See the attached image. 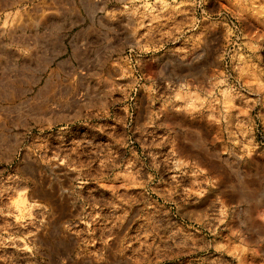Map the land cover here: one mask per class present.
<instances>
[{
    "label": "rangeland",
    "instance_id": "1",
    "mask_svg": "<svg viewBox=\"0 0 264 264\" xmlns=\"http://www.w3.org/2000/svg\"><path fill=\"white\" fill-rule=\"evenodd\" d=\"M148 1L0 0V264H264V0H207L196 34ZM220 10L243 27L249 95L219 87ZM177 32L181 59L210 51L196 85L167 77ZM132 45L150 59L129 127Z\"/></svg>",
    "mask_w": 264,
    "mask_h": 264
},
{
    "label": "built area",
    "instance_id": "2",
    "mask_svg": "<svg viewBox=\"0 0 264 264\" xmlns=\"http://www.w3.org/2000/svg\"><path fill=\"white\" fill-rule=\"evenodd\" d=\"M194 5L198 13V21L207 14L205 7L207 0H194ZM215 19L223 20L228 29L226 44L223 48V65L221 71L223 73V84L220 85L222 89L233 92L239 96H245L251 94L250 89L244 83L240 75L241 60L238 59V52L241 50L244 42V31L239 19L227 10L217 11ZM149 51H145L137 47L136 45L128 46L122 53V60L125 62L128 70L129 79L125 90L126 110L125 116L127 126H131L133 116L136 107V96L142 85L145 84L147 79V73L145 71L146 62L150 59L148 55ZM166 86L173 91L179 87L176 83L164 82ZM214 88V93H216ZM238 132V131H235ZM260 133V131H259Z\"/></svg>",
    "mask_w": 264,
    "mask_h": 264
},
{
    "label": "crops",
    "instance_id": "3",
    "mask_svg": "<svg viewBox=\"0 0 264 264\" xmlns=\"http://www.w3.org/2000/svg\"><path fill=\"white\" fill-rule=\"evenodd\" d=\"M231 1V0H229ZM157 0H150L148 1L149 5L147 7V13H154L155 15L158 14V12H160L163 7H167V13L165 16H167V22H169L170 24L174 25H185L187 23H189V20L192 23L191 26V34H196V32H193L198 24V13L196 10V7L194 5V0H191L192 4L191 5H187V4H183L186 3L187 0H165V2L167 4H163V2H159ZM212 2L214 3V8L213 9H217L220 7V2L219 0H212ZM162 4V5H161ZM139 5H144L143 3H140ZM183 11H185V13H183ZM188 11V12H187ZM124 31V29L120 28L117 29V32H119L122 34ZM172 32H175V30L172 28L171 30ZM176 35L172 36L170 40V52H168V55L166 56L165 59V65H166V71H167V77H169L172 81H178V80H191L193 81V83L196 85L198 84V79L200 78L201 75V69L203 68V62L205 60V58L209 55L210 51L206 48V51L204 52V54L201 56H198L197 58L194 57L192 59H181L180 55L181 52H179L182 48H183V44H185V39L187 38V35L185 34V39L184 38V33L181 32H177L175 33ZM180 36L182 37L180 39L181 43L180 45H174L175 43H177L176 41L180 38ZM190 41H192V43H194L195 41H193V39H191ZM192 43H190V45H193ZM187 46V45H186ZM187 48H189V46H187ZM174 49H179L178 51H175ZM94 94L93 91L91 90H87L86 94H85V98L81 101L83 102L81 105H83V107H87V106H93L96 105V102L93 101L94 100ZM226 99L229 97V95L227 94V96H224ZM93 98V99H92ZM191 100V97L188 98V101ZM76 102L79 101H75L73 100L71 102V100H68L67 104H68V113L67 115H72V114H76L78 112V110H76L75 104ZM187 124H186V133L188 135H195V137H197L198 135H200V133H202V128L201 125L197 122H195L191 117H184ZM198 138V137H197ZM193 138H188L187 137V143L189 144H193L195 146L199 145V140H192ZM197 162H199L197 160ZM39 186V185H38ZM41 186H43L44 191L46 190H50L49 186H46V184L41 183ZM240 187L243 188V190L240 189ZM240 193L241 195H245L248 191L247 187L244 186V184L242 186H240ZM68 192V190H67ZM65 192V190H63V193H67ZM263 192V191H262ZM264 193V192H263ZM71 206H74L75 210H77L79 208V204L77 203L76 200L71 201ZM70 205V204H69ZM71 206L68 207V212H70V208ZM73 209V208H71ZM74 210V209H73ZM76 214H79L78 211Z\"/></svg>",
    "mask_w": 264,
    "mask_h": 264
},
{
    "label": "bare ground",
    "instance_id": "4",
    "mask_svg": "<svg viewBox=\"0 0 264 264\" xmlns=\"http://www.w3.org/2000/svg\"><path fill=\"white\" fill-rule=\"evenodd\" d=\"M40 184H41V183H40ZM63 188H64V187H63ZM63 188H61V189H62V190H66L65 188H64V189H63ZM240 189L243 190L242 187H240ZM37 192L40 193L39 195H42L41 193L43 192V186H42V187H41V186H38V187H37ZM45 192H46V191H45ZM65 192H67V190H66ZM34 193H35V192H34ZM48 194H49V193H48ZM46 195H47V194H46ZM46 195H45V196H46ZM242 197H243V196H242ZM48 199H49V198H48Z\"/></svg>",
    "mask_w": 264,
    "mask_h": 264
}]
</instances>
